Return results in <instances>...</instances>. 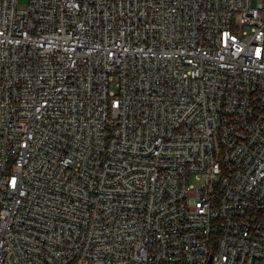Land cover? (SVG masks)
Listing matches in <instances>:
<instances>
[{
    "label": "built area",
    "instance_id": "1",
    "mask_svg": "<svg viewBox=\"0 0 264 264\" xmlns=\"http://www.w3.org/2000/svg\"><path fill=\"white\" fill-rule=\"evenodd\" d=\"M0 264H264V0H0Z\"/></svg>",
    "mask_w": 264,
    "mask_h": 264
},
{
    "label": "rangeland",
    "instance_id": "2",
    "mask_svg": "<svg viewBox=\"0 0 264 264\" xmlns=\"http://www.w3.org/2000/svg\"><path fill=\"white\" fill-rule=\"evenodd\" d=\"M28 4V0H18V6H19V9H24L26 7V5ZM115 89V88H113ZM191 183L194 184V183H198L195 178H192L191 179Z\"/></svg>",
    "mask_w": 264,
    "mask_h": 264
}]
</instances>
